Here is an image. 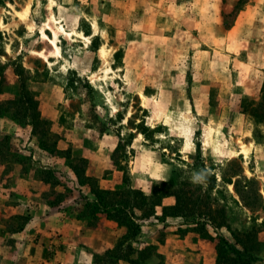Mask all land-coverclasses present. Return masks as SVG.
I'll list each match as a JSON object with an SVG mask.
<instances>
[{
  "label": "rangeland",
  "instance_id": "374dc122",
  "mask_svg": "<svg viewBox=\"0 0 264 264\" xmlns=\"http://www.w3.org/2000/svg\"><path fill=\"white\" fill-rule=\"evenodd\" d=\"M0 264H264V0H0Z\"/></svg>",
  "mask_w": 264,
  "mask_h": 264
},
{
  "label": "trees",
  "instance_id": "16d2710c",
  "mask_svg": "<svg viewBox=\"0 0 264 264\" xmlns=\"http://www.w3.org/2000/svg\"><path fill=\"white\" fill-rule=\"evenodd\" d=\"M252 115H255V114L252 113ZM108 193H109V191L97 190L96 199L94 201L90 202L91 200L86 198V204L92 203V205H93L92 209L94 212L101 210L105 213H108L110 210H115L117 213V217L120 218L121 220L118 218H116V219L119 220V222H121V223L123 222L128 227V229H131V232H132L131 234L135 236L138 233L140 226L138 223L135 222V219H134L132 212L127 210L126 203H125V206L120 205V203H118V202H112V204H110V205H108L106 203H102L104 201V195L108 194ZM136 193L139 195V197L141 199H143V201H145L147 199V197H145L143 195V193L138 192V191H136ZM111 194H114V192L113 193L111 192ZM164 208H165V206L163 207V209ZM145 213H148V211ZM148 247L149 246L144 247L141 251H139V253H145V251L147 250ZM222 248H223V245L221 243H219V245H218L219 254L222 252L221 251ZM233 252L236 254V256H238L236 259H239L240 258L239 256L242 255V252L240 250L236 249L235 247H233ZM231 259L234 260L233 258H231ZM132 262L138 263L137 260H135V259H133Z\"/></svg>",
  "mask_w": 264,
  "mask_h": 264
},
{
  "label": "bare ground",
  "instance_id": "6f19581e",
  "mask_svg": "<svg viewBox=\"0 0 264 264\" xmlns=\"http://www.w3.org/2000/svg\"><path fill=\"white\" fill-rule=\"evenodd\" d=\"M58 32H61L65 36H70V35L73 34V32L66 31L65 28L63 27V25H59L58 26ZM42 34H43V36H45V33L43 32V30H42ZM56 34H57V32L54 31V37H56ZM50 41H51V43H52V45L54 47V51L53 52L58 55L59 54V47L57 46V44L55 42V39L51 38ZM101 53L103 55V50H101Z\"/></svg>",
  "mask_w": 264,
  "mask_h": 264
},
{
  "label": "clouds",
  "instance_id": "9594fccd",
  "mask_svg": "<svg viewBox=\"0 0 264 264\" xmlns=\"http://www.w3.org/2000/svg\"><path fill=\"white\" fill-rule=\"evenodd\" d=\"M205 179V173L200 172V173H196L193 177V181L194 182H201Z\"/></svg>",
  "mask_w": 264,
  "mask_h": 264
}]
</instances>
